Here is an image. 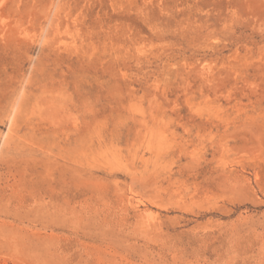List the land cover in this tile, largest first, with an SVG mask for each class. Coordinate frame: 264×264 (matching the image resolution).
Masks as SVG:
<instances>
[{
    "label": "rangeland",
    "instance_id": "obj_1",
    "mask_svg": "<svg viewBox=\"0 0 264 264\" xmlns=\"http://www.w3.org/2000/svg\"><path fill=\"white\" fill-rule=\"evenodd\" d=\"M0 264H264V0H0Z\"/></svg>",
    "mask_w": 264,
    "mask_h": 264
}]
</instances>
